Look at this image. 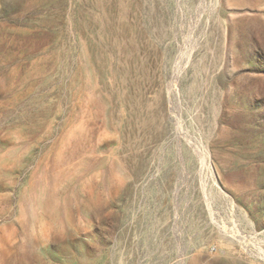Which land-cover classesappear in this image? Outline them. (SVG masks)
I'll use <instances>...</instances> for the list:
<instances>
[{
  "label": "rangeland",
  "instance_id": "374dc122",
  "mask_svg": "<svg viewBox=\"0 0 264 264\" xmlns=\"http://www.w3.org/2000/svg\"><path fill=\"white\" fill-rule=\"evenodd\" d=\"M0 264H264V0H0Z\"/></svg>",
  "mask_w": 264,
  "mask_h": 264
},
{
  "label": "clouds",
  "instance_id": "9594fccd",
  "mask_svg": "<svg viewBox=\"0 0 264 264\" xmlns=\"http://www.w3.org/2000/svg\"><path fill=\"white\" fill-rule=\"evenodd\" d=\"M17 142H20V137H17ZM27 153V149H23L21 150V152L19 153V155L16 157V162L19 163L20 160L23 159V156Z\"/></svg>",
  "mask_w": 264,
  "mask_h": 264
}]
</instances>
